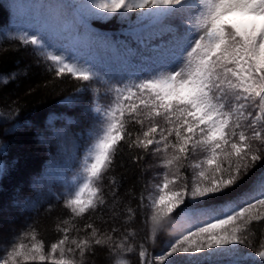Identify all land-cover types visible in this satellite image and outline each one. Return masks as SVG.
Listing matches in <instances>:
<instances>
[{"label":"snow or ice","instance_id":"1","mask_svg":"<svg viewBox=\"0 0 264 264\" xmlns=\"http://www.w3.org/2000/svg\"><path fill=\"white\" fill-rule=\"evenodd\" d=\"M113 20L122 25L119 36L95 28ZM57 30L123 51L133 63L155 57V66L109 73L60 47ZM10 36L50 62L55 78L81 82L77 93L91 90L87 105L80 102L91 123L71 149L60 145L77 171L54 194L70 211L56 223L57 239L48 245L29 225L0 264H92L97 249L129 264L135 233L117 238V227L102 230L92 219L137 216L121 204L120 181L110 175L125 153L142 174L159 170L138 204L151 238L175 233L160 254L141 243L139 264H176L180 256L186 264H264V0H60L44 8L32 32ZM94 84L111 97L106 106ZM52 135L67 142L66 128ZM6 151L0 147V155ZM8 168L0 161V178Z\"/></svg>","mask_w":264,"mask_h":264},{"label":"trees","instance_id":"2","mask_svg":"<svg viewBox=\"0 0 264 264\" xmlns=\"http://www.w3.org/2000/svg\"><path fill=\"white\" fill-rule=\"evenodd\" d=\"M59 2L60 0H0V147L7 149L5 154L0 155V161L9 166L8 174L0 178V255H3L13 238L29 230V225L37 230L39 239L50 245L57 239L55 227L58 219H68L70 216V211L64 208L62 201L55 200L54 194L65 190V185L77 169L69 162L60 145L64 144L71 149L72 140L77 136L87 135L91 122L83 117L80 102H84L83 106L87 105L91 90L77 93L75 88L81 82L67 75L55 78L49 68L50 62L31 46H22L10 36L22 31L32 32L29 28L36 26L44 8ZM33 13H36L37 18L33 17ZM95 28L100 33L119 36L122 25L113 20L97 23ZM53 39L60 47V40L78 42L84 39L102 50L109 49L104 56L77 59L81 62L89 61L109 73L120 74L136 70L133 67L130 69L131 66L127 64L130 60L123 51L101 46L86 37L74 39L57 30ZM13 74L14 78H11ZM5 77L9 78L7 84L3 83ZM92 87H100V100L111 99L110 96L103 95V86L94 84ZM65 128L66 143L52 135ZM155 171L159 170L152 169L142 174L141 169L133 167L126 153L118 158L117 166L110 175L116 176L120 181L118 194L121 204H129L137 209V216L132 222L126 223L127 217L122 214L115 224L108 219L110 213L104 216L107 223L92 217L102 230L117 227V238L128 232L135 233L128 240L129 244L135 246V251L125 254L129 264H139L141 243L150 253L160 254L175 235L172 229H168L163 234H158L153 241L150 225L145 223L147 210L141 212L138 209L141 191ZM105 184L107 185V180ZM105 196L111 199L107 187ZM49 204L53 206L50 212L46 211ZM87 222V216L77 221L80 225ZM90 260L92 264H114L107 249H97ZM176 264L186 262L180 256L176 258Z\"/></svg>","mask_w":264,"mask_h":264},{"label":"rangeland","instance_id":"3","mask_svg":"<svg viewBox=\"0 0 264 264\" xmlns=\"http://www.w3.org/2000/svg\"><path fill=\"white\" fill-rule=\"evenodd\" d=\"M33 17L37 18L36 13H33ZM35 26H30L29 29L34 30ZM61 47L68 50L75 58L84 59L86 57L94 56L99 54V50L96 47H91L86 44H83L81 42H74L72 40H60L59 41ZM149 55L148 52H145L144 56L147 57ZM139 62L133 63L130 61V64L134 69H139L141 71H148L152 67H154V62H156V58L152 57V59H146V58H137ZM129 65V62H127ZM138 72V71H136ZM110 100H100V105L106 106ZM82 154V153H81ZM190 174V173H189Z\"/></svg>","mask_w":264,"mask_h":264}]
</instances>
